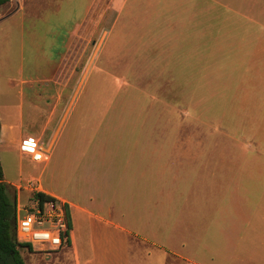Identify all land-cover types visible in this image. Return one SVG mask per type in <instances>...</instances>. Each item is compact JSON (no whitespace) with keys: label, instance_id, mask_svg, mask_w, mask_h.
I'll use <instances>...</instances> for the list:
<instances>
[{"label":"rangeland","instance_id":"1","mask_svg":"<svg viewBox=\"0 0 264 264\" xmlns=\"http://www.w3.org/2000/svg\"><path fill=\"white\" fill-rule=\"evenodd\" d=\"M16 1L0 6V112L5 134L0 162L11 193L20 194V215L25 205L34 203L28 197L36 192L26 186L31 177L45 189L85 201L87 194L102 186L84 174L80 180L75 172L66 180L51 174L49 166L23 157L16 148V137L7 133L12 124L19 128L21 116L23 136H37L58 90L55 76L61 70L60 82L68 92L76 90L96 53L94 68L81 88L84 94L64 124L56 157L63 151L74 157L92 156L94 143L125 140L117 138L124 131L116 130L115 124L125 125L126 117L115 110L130 104L127 93L135 96V108L151 109L150 124H158L167 140L227 141L231 158L239 156L240 163L231 162L230 179L223 180L233 189L225 193V211L211 215L200 208L191 212L181 208V198L169 206V182L171 191L163 182L160 196L151 199L165 203L162 218L167 223L175 218L182 221L180 230L166 227L162 232L170 236L176 231L188 239L181 251L186 258L198 264H264V242L260 240L264 224L257 221L255 212L264 206L259 203L260 198L264 204V195H260L264 190V0H103L101 5L97 0H26L13 13ZM99 9L102 20L92 16L88 20V14ZM84 23L86 32L72 39L73 31ZM116 93L123 96L118 98ZM150 134L152 138L158 131ZM238 172L242 174L240 190L233 176ZM256 175L259 180L253 179ZM254 182L259 185L257 194ZM150 183L151 191L159 190L161 181ZM181 186L191 185L177 180L173 190ZM79 191H86L85 196ZM233 194L245 200L242 206L239 202L240 208ZM219 198L223 202V196ZM122 208H128L125 202ZM127 210L129 220L140 223L137 211L142 207L134 203ZM191 214L201 226H184ZM210 217L214 219L211 224ZM225 218L232 222L230 232L228 227L216 226ZM131 228L141 234V227ZM65 252L25 248L21 256L25 264H72ZM180 264L192 263L182 260Z\"/></svg>","mask_w":264,"mask_h":264},{"label":"crops","instance_id":"2","mask_svg":"<svg viewBox=\"0 0 264 264\" xmlns=\"http://www.w3.org/2000/svg\"><path fill=\"white\" fill-rule=\"evenodd\" d=\"M102 1L97 0L100 5L103 3ZM25 3L26 0H17L15 2L16 9L13 13L21 9ZM107 3L109 2L107 1ZM8 4L9 2L5 6ZM88 15V20L91 16L94 19H99V21L103 18V14L100 15V9L99 12L96 10ZM97 29L98 27L94 29L93 34ZM81 31L86 32L85 23L77 26L71 35L72 39ZM96 56L95 53L91 57L74 91L68 92V88L64 87L63 82H60L61 70L55 76L54 81L58 90L53 98L54 102L49 104L48 117L37 136H23L24 120L21 116L18 122L19 128L12 124L9 128L10 131L7 132L14 139L16 137L15 145L18 149L24 138L32 137L38 140L48 153L49 160L45 166L47 169L49 166L51 174L54 173L57 177L66 180L69 178V174L72 176L75 172L77 180H80L84 174L85 179H98L102 185L97 187V192L93 190L91 195L87 194L86 197L88 198L85 201V198L79 196H62L49 188L45 189L39 180L38 192L60 199L69 205L71 224L69 241L55 253L61 254L66 251L65 254L69 255L72 264H180L182 260L198 264L192 259L186 258L181 252L183 251L182 245L186 244L188 239L183 238L180 234L176 235V231L174 235H163L166 227H173L175 230L179 228L180 230L183 224L181 220H176L175 213L173 223H167L162 218V207L165 206V203L158 204L159 202L162 203L161 199H151V197H159L163 182H169L172 185V200L168 203L169 206L178 203L181 198L183 203L181 208H187L188 211H200L202 208V211L211 215L213 212H223L225 211L223 205L227 198L225 193H229L230 188L229 183L224 184L223 180L228 181L230 179V172L232 171L230 163L239 164V156L231 158L229 149H226L230 147L228 146L230 143L227 141L167 140L164 138V130L161 131L158 124H150L149 117L153 113L151 109L135 108L136 105L132 102L135 96L133 93H129L130 95L127 93V99H131L130 104L127 102L115 110L121 114L124 113L123 116L126 117L125 125L115 124L116 130L124 131L121 135L117 133V138L120 140L126 137L125 140L106 141L99 143V145L94 143L92 156L74 157L69 152L63 151L60 157H56V150L60 145L59 139L65 127L64 124L84 94L81 88L85 85L88 75L94 68ZM68 81L67 84H69ZM118 96L123 95L117 94L116 97ZM60 111L62 114L56 121ZM134 116L137 117L136 120L133 118ZM33 120L30 121L33 122ZM1 122L0 112V142L5 136ZM122 123L124 124V122ZM151 130L158 131V134H153L151 138ZM17 132L19 134H16ZM129 133L131 135H128ZM215 148H221L227 153L225 154L224 151L215 152ZM22 156L32 161L30 157L23 154ZM261 162L262 159L258 160L257 164L259 165ZM218 164L222 166L219 167ZM234 175L237 177L235 182L237 189L240 190L242 174L238 172L233 173ZM253 179L259 180V175L253 176ZM151 180L161 181L159 190L151 191ZM177 180L182 181V185L190 182V188L186 189L181 186L179 189L174 188L176 189L174 191L173 186H176ZM4 182L7 183L5 178ZM166 188L171 191L167 183ZM253 188L254 194H257L259 190L257 182L253 183ZM101 191L103 195L100 194ZM85 192L79 191L84 196ZM260 192V195L263 196L264 190ZM19 195L18 193L17 207H19ZM219 196H223V202ZM233 196L238 208H240L239 202L241 206L245 204V200L241 199L240 194H233ZM124 202L128 206L127 209L133 207L134 203L138 208L142 207V211H137V222L140 223L135 224L129 220L128 210L122 208ZM259 203L264 205L260 198ZM99 208L101 210H97ZM255 212L258 213L257 221L264 224V206L257 207ZM210 218L211 224L214 219L213 217ZM189 219L190 221H185L184 226L200 222L193 214L189 216ZM240 220L239 217L238 222ZM206 223L208 226V217ZM231 223L230 221L227 222L225 218V220L216 223V226L228 227L227 229H229ZM214 225L213 227H216ZM198 226L201 225L198 224ZM131 227H141V234L132 230ZM262 227L264 226L262 225ZM223 231L227 233L226 230ZM260 240L264 242V237Z\"/></svg>","mask_w":264,"mask_h":264},{"label":"built area","instance_id":"3","mask_svg":"<svg viewBox=\"0 0 264 264\" xmlns=\"http://www.w3.org/2000/svg\"><path fill=\"white\" fill-rule=\"evenodd\" d=\"M19 150L35 164H45L49 160L44 146L32 137L24 138ZM39 185L40 181L34 177L26 181L30 192H38ZM28 198L29 203L31 199H34V203L24 206L23 216L20 215L21 206L17 207V240L30 245L37 252L61 250L68 243L71 231L69 205L53 197L45 201H40L34 196Z\"/></svg>","mask_w":264,"mask_h":264},{"label":"trees","instance_id":"4","mask_svg":"<svg viewBox=\"0 0 264 264\" xmlns=\"http://www.w3.org/2000/svg\"><path fill=\"white\" fill-rule=\"evenodd\" d=\"M10 0H0V6ZM1 130V125H0ZM34 198L40 201L52 197L42 192H36ZM17 194L11 193L10 187L4 182V172L0 162V264H25L21 256L22 249L32 247L21 243L16 236Z\"/></svg>","mask_w":264,"mask_h":264}]
</instances>
